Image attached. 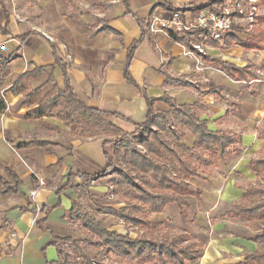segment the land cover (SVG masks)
<instances>
[{
    "label": "crops",
    "instance_id": "obj_1",
    "mask_svg": "<svg viewBox=\"0 0 264 264\" xmlns=\"http://www.w3.org/2000/svg\"><path fill=\"white\" fill-rule=\"evenodd\" d=\"M212 1L0 0V98L6 105L0 112V264H62V252L76 263L80 254L70 241L83 246L92 264H110L81 213L117 233L135 235L137 228L100 210L125 204L109 176L83 179L80 174L102 172L109 146L103 141L134 131L145 120L150 99L154 110L167 111L163 97L191 105L210 129L239 139L236 151L192 180L199 197L177 194V201L150 215L151 222H162L170 233L187 231L200 241L203 253L193 264H238L264 248L250 223L225 216L243 190L256 184L249 161L264 154V43L246 48L236 41L228 44V35L225 49L212 42L209 59L249 68L252 75L237 80L206 59L199 69L184 54L190 45L144 28L151 13L181 8L188 16ZM218 5L215 1L203 9ZM257 28L264 29V19H256ZM251 32L237 27L230 34L244 41ZM66 82L87 107L106 113L103 129L115 131L109 139L84 136L60 116H27L56 97ZM34 89L37 93L30 94ZM192 140L185 131L183 141L190 145ZM179 202L188 204L187 215Z\"/></svg>",
    "mask_w": 264,
    "mask_h": 264
},
{
    "label": "trees",
    "instance_id": "obj_2",
    "mask_svg": "<svg viewBox=\"0 0 264 264\" xmlns=\"http://www.w3.org/2000/svg\"><path fill=\"white\" fill-rule=\"evenodd\" d=\"M215 1L220 2L213 0L192 10H202ZM258 1L264 5V0ZM256 19L263 20L264 15H258ZM169 35L189 45L187 35ZM233 41L246 48H261L264 43V29H254L244 41L234 34H228L226 42L229 44ZM202 58L232 79L240 80L252 75L248 67L240 68L227 61L209 59L207 55ZM19 83L17 81L15 86ZM33 93H37V89L30 94ZM162 99L169 104L167 111L154 110L151 107L153 99H150L146 118L137 124L134 131L103 141V145L108 144L111 150H104L108 163L102 172L80 174L83 179L109 176L114 193L125 204L101 207L100 210L109 212L124 220L127 225L137 228L135 235L117 233L105 228L100 220L81 213L91 239L99 247L98 252L107 254L110 264L195 263L203 253L202 243L187 231L169 234L164 230L162 222H151L150 215L162 211L168 203L177 201V194L199 197L201 191L193 186L192 180L200 176L202 169L218 166L237 150V134L212 130L191 105H178L167 97ZM5 107V102L0 98V112ZM50 115L69 120L81 129L84 136H93L102 125H107L104 120L106 113L87 107L71 91L67 82L65 89L58 91L56 97L39 103L27 113L32 118ZM185 131L192 135L190 145L183 141ZM138 144L140 147H136ZM249 165L258 180L255 185H249L243 190L239 201L233 204L232 210L226 212L225 216L250 223L260 232L255 239L264 241V154L251 159ZM11 175L16 180V176L13 173ZM179 206L181 213L187 215L188 204L179 202ZM70 242L74 251L80 254V259L74 263L69 254L62 252V264H92V257L82 252L83 246L77 241ZM238 264H264V248L245 256Z\"/></svg>",
    "mask_w": 264,
    "mask_h": 264
},
{
    "label": "built area",
    "instance_id": "obj_3",
    "mask_svg": "<svg viewBox=\"0 0 264 264\" xmlns=\"http://www.w3.org/2000/svg\"><path fill=\"white\" fill-rule=\"evenodd\" d=\"M258 15V0H220L213 10L202 9L188 16L180 10L151 13L143 23L150 33L187 35L190 46L184 50V54L194 59L197 67L202 69L205 67L202 56L206 55L207 50L215 48L212 42L216 43L218 49H225L226 36L237 27H241L245 33L251 32ZM38 181L39 185L44 184L42 179ZM35 193L36 189L30 191L32 196Z\"/></svg>",
    "mask_w": 264,
    "mask_h": 264
},
{
    "label": "rangeland",
    "instance_id": "obj_4",
    "mask_svg": "<svg viewBox=\"0 0 264 264\" xmlns=\"http://www.w3.org/2000/svg\"><path fill=\"white\" fill-rule=\"evenodd\" d=\"M259 12L260 13H262L263 11H264V7H259ZM104 126H106V125H102L101 127H100V129L98 130V131H96L97 133H95L96 134V136L97 137H100V138H105V139H109L110 137H111V135L112 134H114L115 133V131H114V129H111V128H106L107 130H104L103 129V127ZM108 126V125H107ZM134 143H136V142H134ZM136 147H138L137 145H136ZM107 150H111L110 149V146H108V148H107ZM168 232V231H167ZM169 234H173V233H178L177 231H175V232H172V233H170V232H168Z\"/></svg>",
    "mask_w": 264,
    "mask_h": 264
}]
</instances>
